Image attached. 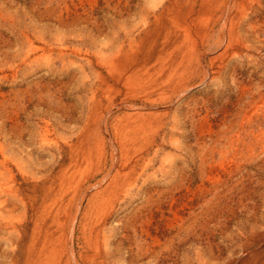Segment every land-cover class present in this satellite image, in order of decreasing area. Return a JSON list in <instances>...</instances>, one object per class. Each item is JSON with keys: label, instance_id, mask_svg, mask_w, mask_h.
<instances>
[{"label": "rangeland", "instance_id": "rangeland-1", "mask_svg": "<svg viewBox=\"0 0 264 264\" xmlns=\"http://www.w3.org/2000/svg\"><path fill=\"white\" fill-rule=\"evenodd\" d=\"M263 20L264 0H0V264H243Z\"/></svg>", "mask_w": 264, "mask_h": 264}, {"label": "bare ground", "instance_id": "bare-ground-1", "mask_svg": "<svg viewBox=\"0 0 264 264\" xmlns=\"http://www.w3.org/2000/svg\"><path fill=\"white\" fill-rule=\"evenodd\" d=\"M226 1V0H225ZM231 1V0H230ZM205 2V1H204ZM229 2V1H228ZM227 2V3H228ZM191 3V2H190ZM206 3V2H205ZM168 4V3H167ZM174 4V3H173ZM203 5V4H202ZM175 6V5H174ZM187 6V5H186ZM191 6V5H190ZM225 6V5H224ZM228 6V5H227ZM177 7V6H176ZM196 7V6H195ZM173 8V7H172ZM191 8V7H190ZM200 8H202V7H200ZM206 8V7H205ZM225 8V7H224ZM192 9V8H191ZM217 9V8H216ZM211 10V9H210ZM195 11V10H194ZM196 12V11H195ZM218 12V11H217ZM258 12V11H257ZM168 13V12H167ZM197 13V12H196ZM259 13V12H258ZM203 14V13H202ZM170 15V14H169ZM194 15V14H193ZM199 16V15H198ZM262 16V15H261ZM260 16V17H261ZM159 17H160V15H159ZM170 17H172V16H170ZM190 18V17H189ZM214 18H215V16H214ZM158 19V18H157ZM191 19V18H190ZM173 22H175L174 21V18H172L171 19ZM195 20V19H194ZM251 20V19H250ZM264 21V20H263ZM192 22V21H191ZM255 22V21H254ZM159 23V22H158ZM215 23V22H214ZM213 23V24H214ZM252 23V22H251ZM176 24V27H178V25H177V23H175ZM187 24V23H186ZM257 24H259V23H257ZM197 25V24H196ZM252 25V24H251ZM190 26V25H189ZM201 26V25H200ZM242 26V25H241ZM240 26V27H241ZM262 26V25H261ZM264 26V25H263ZM259 27V26H258ZM168 28V27H167ZM232 28V27H231ZM235 28H237L236 26H235ZM242 28V27H241ZM253 28V27H252ZM255 29V28H254ZM165 30V29H164ZM208 31V30H207ZM220 31V30H219ZM255 31V30H254ZM258 31V30H257ZM168 32V31H167ZM212 32V31H211ZM166 33V32H165ZM209 33V32H208ZM231 33H232V31H231ZM200 34V33H199ZM233 34V33H232ZM243 34V33H242ZM147 35V34H146ZM165 35V34H164ZM174 35V34H173ZM184 35V34H183ZM217 35V34H216ZM223 35H224V30H222L221 32H220V37L218 38V40H217V42H216V44H218L219 43V41H221V40H223L222 38H223ZM239 35V34H238ZM157 36H159V34L157 35ZM219 36V35H218ZM144 37H145V34H144ZM202 38H203V36H202ZM216 38V39H217ZM170 39V38H169ZM169 39L167 38V40H163L162 41V45H166V43H169L168 41H169ZM174 39H176V38H174ZM142 40H144V39H142ZM162 40V39H161ZM202 40V39H201ZM228 40V39H227ZM155 42V41H154ZM174 42V41H173ZM230 42V41H229ZM215 44V45H216ZM161 45V46H162ZM174 45V44H173ZM169 46H171V45H169ZM177 47H178V45H177ZM208 48V47H207ZM216 48V47H215ZM164 49V48H163ZM135 51V50H134ZM151 51V50H150ZM201 51V50H200ZM184 55V54H183ZM203 55H204V53L201 55L202 57H203ZM185 56V55H184ZM195 56V55H194ZM198 56V55H197ZM196 57V56H195ZM129 58V57H128ZM127 58V59H128ZM194 58V57H193ZM185 59V58H184ZM203 59V58H202ZM123 60V59H122ZM191 60H193V59H191ZM182 61V60H181ZM188 61V60H187ZM197 61L199 62V59H197ZM126 62H128V60L126 61ZM197 63V62H196ZM132 64V63H131ZM190 64V63H189ZM192 64V63H191ZM116 66V65H115ZM133 66V65H132ZM182 66V65H181ZM204 66V65H203ZM124 67V66H123ZM128 67V66H127ZM136 67V66H135ZM234 67H236V66H234ZM239 67V66H238ZM237 68V67H236ZM127 69V68H126ZM129 69V68H128ZM190 69V68H189ZM233 69V68H232ZM133 70V69H132ZM127 71V70H126ZM125 71V72H126ZM130 71H131V69H130ZM220 71V70H219ZM255 71H256V69H255ZM178 72V71H177ZM180 72V71H179ZM182 74V73H181ZM235 74H236V72H235ZM176 75V74H175ZM237 75V74H236ZM177 76V75H176ZM234 77V76H233ZM119 79V78H118ZM178 79V78H177ZM235 81V80H234ZM263 82V81H262ZM261 82V83H262ZM259 84V83H258ZM229 85V84H228ZM226 86H227V84H226ZM232 86V85H231ZM257 86V85H256ZM263 86V85H262ZM234 89V88H233ZM259 89H260V87H259ZM228 91H231L230 89L228 90ZM249 91V90H248ZM230 93H232V92H230ZM237 93V92H236ZM250 93V92H249ZM257 93V92H256ZM258 94V93H257ZM232 95V94H231ZM230 95V96H231ZM234 95H235V92H234ZM245 96V95H244ZM263 96V95H262ZM261 96V97H262ZM242 97V96H241ZM260 97V96H259ZM258 99V98H257ZM264 99V98H263ZM252 101V100H251ZM248 102V101H247ZM258 102V101H257ZM255 103H256V101H255ZM256 105V104H255ZM254 106V105H253ZM146 107H148V106H146ZM140 108V107H139ZM143 108V107H142ZM150 108V107H149ZM257 118V117H256ZM260 119V118H259ZM104 120V119H103ZM250 120V119H249ZM256 120V119H255ZM251 122V121H250ZM253 133V132H252ZM257 134V133H256ZM253 136V135H252ZM230 138H231V136H229ZM254 137V136H253ZM109 138V137H108ZM263 138V137H262ZM257 140H259V139H257ZM232 142H233V140H232ZM230 143V142H229ZM235 145V144H234ZM114 147V146H113ZM261 147V146H260ZM253 148V147H252ZM262 148V147H261ZM248 151V150H247ZM258 152V151H257ZM261 152H262V150H261ZM126 153V152H125ZM222 153H224V152H222ZM256 153V152H255ZM263 153H264V151H263ZM127 154V153H126ZM249 154V153H248ZM259 154V153H258ZM114 155V154H113ZM231 155V154H230ZM249 155H251V153L249 154ZM248 155V156H249ZM247 156V157H248ZM128 157V156H127ZM223 157V156H222ZM250 157V156H249ZM252 157V156H251ZM257 157V156H256ZM262 157V156H261ZM228 158V157H227ZM224 159V158H223ZM244 159V158H243ZM119 160V159H118ZM207 160V159H206ZM254 160H256V159H254ZM264 160V159H263ZM222 161V160H221ZM244 162H245V160H243ZM242 161V162H243ZM248 161V160H247ZM261 161H262V159H261ZM129 162V161H128ZM127 162V163H128ZM264 161H262V163H263ZM221 163V162H220ZM253 163V162H252ZM261 163V162H260ZM118 164V163H117ZM245 164V163H244ZM249 164H250V162H249ZM203 165V164H202ZM259 165V164H258ZM210 166V165H209ZM243 166V165H242ZM255 166V165H254ZM257 166V165H256ZM255 166V167H256ZM202 167H205L204 165L202 166ZM214 167V166H213ZM217 167V166H216ZM260 167V166H259ZM224 168V167H223ZM237 168V167H236ZM250 168V167H249ZM221 169V168H220ZM263 169V168H262ZM257 170V169H256ZM202 171H204V170H202ZM206 171V170H205ZM204 171V172H205ZM209 171V170H208ZM225 171V170H224ZM231 171V170H230ZM229 171V172H230ZM249 171V170H248ZM203 172V173H204ZM234 172V171H233ZM235 172H236V170H235ZM235 172H234V174H235ZM239 172V171H238ZM245 172V171H244ZM237 173V172H236ZM247 173V172H246ZM251 173H252V171H251ZM254 174V173H253ZM259 174V173H258ZM262 174V173H261ZM204 175H206V173L204 174ZM230 175H232V174H230ZM249 175H250V173H249ZM259 176V175H258ZM244 177V176H243ZM242 177V178H243ZM248 177V176H247ZM207 178V177H206ZM246 178V177H245ZM250 178V177H249ZM260 178V177H259ZM262 178V177H261ZM221 179V178H220ZM244 179V178H243ZM213 180V179H212ZM211 180V181H212ZM241 180V179H240ZM239 180V181H240ZM236 182H237V180H235ZM256 181V180H255ZM235 182V183H236ZM261 182V181H260ZM259 182V183H260ZM234 183V182H233ZM254 183V182H253ZM242 184V183H241ZM258 184V183H257ZM204 185V184H203ZM245 185V184H244ZM251 185V184H250ZM262 185V184H261ZM200 186H201V184H200ZM240 186H242V185H240ZM252 186V185H251ZM258 186V185H257ZM203 187V186H202ZM201 187V188H202ZM243 187V186H242ZM240 188V187H239ZM251 188V187H250ZM264 188V187H263ZM262 188V190H264ZM241 189V188H240ZM247 189V188H246ZM252 190H254V188L252 189ZM204 191V190H203ZM261 191V190H260ZM250 192V191H249ZM246 194V193H245ZM250 194V193H249ZM264 194V193H263ZM221 195V194H220ZM242 195V194H241ZM249 196V195H248ZM251 196V195H250ZM257 196V195H256ZM259 196H261V194L259 195ZM263 196V195H262ZM243 197V196H242ZM252 197V196H251ZM264 197V196H263ZM82 198V197H81ZM260 198V197H259ZM262 198V197H261ZM218 199V198H217ZM237 199V198H236ZM243 200V199H242ZM255 201V200H254ZM261 201V200H260ZM233 202V201H232ZM231 202V203H232ZM257 202V201H256ZM206 203V202H205ZM222 203V202H221ZM253 205V204H252ZM255 205V204H254ZM248 206V205H247ZM259 207V206H258ZM262 207V206H261ZM251 210V209H250ZM254 211H256V210H254ZM257 212H259V211H257ZM76 214V213H75ZM250 214H251V212H250ZM255 214V213H254ZM258 214V213H257ZM262 214V213H261ZM260 214V215H261ZM259 215V216H260ZM253 217H255L254 215H253ZM76 218V217H75ZM191 220V219H190ZM253 220V219H252ZM242 221V220H241ZM264 221V217H263V219L261 220V225L260 226H256L255 228L253 227L252 228V235L249 237V239L246 241V243H243L242 245H243V247H244V250H243V254L246 256L245 257V259H244V263L243 264H264V223L262 224V222ZM250 222H251V220H250ZM256 223H258V222H256ZM260 223V222H259ZM246 224V223H245ZM75 225V224H74ZM244 225V224H243ZM249 225H251V224H249ZM254 225H255V223H254ZM186 226V225H185ZM253 226V225H252ZM241 227H242V225H241ZM74 228H75V226H74ZM244 228V227H243ZM87 229V228H86ZM249 229V228H248ZM248 229H245V230H248ZM79 230V229H78ZM94 231V230H93ZM249 231V230H248ZM79 232V231H78ZM92 232V231H91ZM243 232V231H242ZM234 233V232H233ZM249 233V232H248ZM247 233V234H248ZM87 234V233H86ZM90 234V233H89ZM251 234V233H250ZM249 234V235H250ZM88 235V234H87ZM236 235V234H235ZM98 236V235H97ZM227 238V237H226ZM242 238V237H241ZM185 239V238H184ZM156 240V239H155ZM234 240V239H233ZM237 240H239V239H237ZM82 241V240H81ZM229 241V240H228ZM243 241H245V240H243ZM72 242H73V240H72ZM159 242V241H158ZM242 242V241H241ZM153 243V242H152ZM238 243V242H237ZM90 244V243H89ZM213 244V243H212ZM215 244V243H214ZM258 244H260V250L259 251H255V250H249L248 248L249 247H252V246H254V245H258ZM156 245V244H155ZM159 245V244H158ZM210 246V245H209ZM221 246V245H220ZM234 246V245H233ZM66 247V246H65ZM89 247V246H88ZM151 247V246H150ZM224 247H226V246H224ZM67 248V247H66ZM163 248V247H162ZM218 248H219V246H218ZM232 248V247H231ZM242 248V247H241ZM254 248V247H253ZM228 249V248H227ZM255 249V248H254ZM214 250V249H213ZM242 250V249H241ZM215 251V250H214ZM228 251V250H227ZM79 252V251H78ZM100 252V251H99ZM153 252V251H152ZM161 252V251H160ZM213 252V251H212ZM217 252V251H216ZM226 252V251H225ZM231 252L233 253V251L231 250ZM82 253V252H81ZM156 253V252H155ZM242 253V252H241ZM214 254V253H213ZM216 254V253H215ZM67 255V254H66ZM105 256V255H104ZM227 256V255H226ZM59 257H60V255H59ZM107 257V256H106ZM105 257V258H106ZM219 257V256H218ZM89 258V257H88ZM93 258H95V257H93ZM103 258V257H102ZM222 258V257H221ZM233 258V257H232ZM237 258V257H236ZM241 258V257H240ZM46 259V258H45ZM62 259V258H61ZM70 259V258H69ZM72 259V258H71ZM78 259V258H77ZM94 260V259H93ZM106 260V259H105ZM108 260V259H107ZM216 260V259H215ZM221 260V259H220ZM61 261V260H60ZM59 261V262H60ZM76 262L77 261H75V264H76ZM104 262V261H103ZM229 262V261H228ZM235 262H237V261H235ZM29 263V262H28ZM103 264V263H102ZM105 264H107V263H105ZM208 264H209V262H208Z\"/></svg>", "mask_w": 264, "mask_h": 264}]
</instances>
